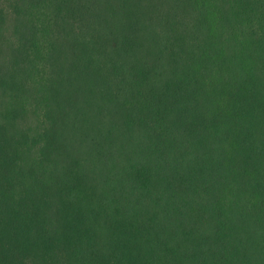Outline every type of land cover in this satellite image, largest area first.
<instances>
[{
	"label": "trees",
	"instance_id": "obj_1",
	"mask_svg": "<svg viewBox=\"0 0 264 264\" xmlns=\"http://www.w3.org/2000/svg\"><path fill=\"white\" fill-rule=\"evenodd\" d=\"M2 5L0 264H264V0Z\"/></svg>",
	"mask_w": 264,
	"mask_h": 264
},
{
	"label": "rangeland",
	"instance_id": "obj_2",
	"mask_svg": "<svg viewBox=\"0 0 264 264\" xmlns=\"http://www.w3.org/2000/svg\"><path fill=\"white\" fill-rule=\"evenodd\" d=\"M2 9H3V22L4 24L0 25V40H4V38L7 37V34L12 33L13 30V26H14V14L12 13V11H10V9H8L7 7H4V5H2ZM5 48L4 47H0V58L1 56L4 55ZM2 53V54H1ZM0 65H1V61H0ZM62 261V260H61ZM61 261H57V263H53V264H61ZM34 264V263H32ZM46 264H50V263H46Z\"/></svg>",
	"mask_w": 264,
	"mask_h": 264
}]
</instances>
